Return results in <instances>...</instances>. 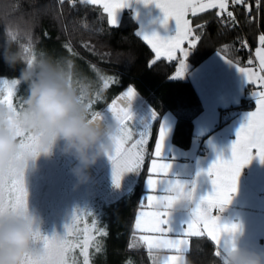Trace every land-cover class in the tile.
<instances>
[{"label":"snow or ice","instance_id":"obj_1","mask_svg":"<svg viewBox=\"0 0 264 264\" xmlns=\"http://www.w3.org/2000/svg\"><path fill=\"white\" fill-rule=\"evenodd\" d=\"M59 2L63 3V0H59ZM101 2L102 0H80V3L85 5ZM128 3L129 0H103L102 6L104 12L107 13V24L110 28L118 26L117 11L127 7ZM144 3H154L162 11L165 25L169 19L175 20L176 33L174 36L161 37L157 33L142 35L143 41L156 54V60L163 56L168 61H173L176 59L177 52L181 54L179 70L170 77L172 79L183 78L187 68L185 61L188 52L198 44L203 30L210 23L208 20L199 21L197 19L194 24V20L189 17L198 18L204 13L216 10L215 17L218 25L231 31L240 27V21L235 12L230 9L234 6H244L247 22L251 23L255 20L251 16L248 0H144ZM239 43L241 49L249 47L247 40H241ZM34 47V45H30L25 51L32 50L34 52ZM67 50L72 53L71 45L67 46ZM222 58L235 66L245 78L247 86L254 89L250 95L255 100V110L246 114L245 122L237 129L236 138L231 144V157L226 159L220 154L208 166L206 174L211 180L212 191L198 199L194 184L189 187L179 180L167 179L171 164L162 158L167 129L164 124L160 125L153 152L156 159L152 160V166L148 169L149 175L145 184L149 193L159 190L164 195H146L145 200L148 202V206L154 210L147 213L141 211L134 225L136 230L156 234L153 237H140L150 252L153 249H169L178 254H184L189 252L190 242L187 237L199 238L205 235L217 247H222L223 251H227L230 246L235 245L234 242L229 244L224 241L223 237L224 234L236 233L239 230V225L221 223L220 215L214 216L212 212L216 210L221 213L231 203L233 194L237 192L243 168L248 166L254 158H258L264 164V34L258 36V47L255 49L254 56L247 61L246 67H241L225 56ZM156 60L151 62L152 65L156 64ZM89 70L94 71L102 81L101 87L93 90L91 117L94 123L103 126L105 125L103 113L93 111V108L96 103L102 100L101 93L109 88L110 82L118 83V81L113 80L112 77L100 75L94 65L90 64ZM85 79L86 77L82 73L78 74V82H83ZM0 86L6 90V95L0 100V104L15 108L13 96H16L20 107L23 106L26 96L20 95V93L27 91V85L24 82L17 77L0 76ZM136 95L135 89L129 87L120 97L114 99L107 109L117 125L115 132L111 135L114 148L107 155L112 164V182L117 188L120 187L125 174L139 175L141 173L145 145L150 134L151 127L146 126L138 132L139 138L133 140V128L130 126L133 117L129 110L130 104L129 107H125L124 104L130 102ZM118 101H123V103L116 107ZM155 118L156 113L153 112V119ZM19 139L22 151L18 160L23 161L27 156H31L33 159L39 156V143L34 137L21 133ZM129 142H131L130 146H126L129 145ZM25 171L26 166L13 164L7 170L0 172V218L18 216L29 211ZM181 201L188 204L190 218L182 231L174 233L169 226L170 211ZM161 207L164 209L163 211L159 210ZM81 212L93 217L91 230L87 226L84 228L77 226L81 221ZM98 220L99 218L89 210H77L73 213L71 223L65 225L66 231L63 235H44L37 228L33 234L31 251L26 254L23 264H70L69 254L76 248L80 249V254L84 258L83 264H89V248L94 246L95 251L99 253L102 249V241L98 237H107L108 235L103 227H97ZM81 233H83L82 240L79 239ZM168 234H173L176 238H167ZM74 236L75 239H73ZM215 255L220 257L221 252L216 251ZM180 258L177 255L166 256L162 264H177ZM71 264H75L74 260L71 261Z\"/></svg>","mask_w":264,"mask_h":264},{"label":"trees","instance_id":"obj_2","mask_svg":"<svg viewBox=\"0 0 264 264\" xmlns=\"http://www.w3.org/2000/svg\"><path fill=\"white\" fill-rule=\"evenodd\" d=\"M15 4L16 10L7 12L0 8V51L5 44V28L18 41L34 45V54L46 53L58 60H70L93 74V80L101 87L102 81L89 65H94L100 75L112 77L118 83L110 82L104 90L102 100L94 107L100 112L112 104L114 99L133 87L144 100L150 114L147 126H150L145 158L141 173L136 177L130 189L110 200L96 199L90 210L99 220L97 227H103L107 237H98L102 249L97 253L94 246L89 248V264H154L151 252L145 245L132 246L130 239L135 232L134 223L138 209L143 204L144 182L149 174L151 150L157 136L161 116L166 111H173L176 123L172 134L173 142L188 146L194 131V119L203 109L200 95L194 83L188 78L172 79L177 67V58L168 61L165 57L156 60L154 52L138 35L137 22L125 11L124 19L117 27L107 24V13L99 5H85L80 0H0ZM254 22H247L244 6H235L234 12L240 21V27L229 31L221 28L215 17V11L204 13L196 20H208L210 23L203 30L198 44L188 54V60L195 65L215 50L224 52L231 58L246 64L258 44V36L264 34V0H248ZM30 34V39H29ZM247 40L249 47L240 48L239 41ZM71 45L72 53L67 50ZM239 49V50H238ZM156 64L152 65V61ZM19 68L13 71L0 58V75L17 77ZM133 100V99H132ZM132 102V101H130ZM254 104L252 99L243 98L237 105L229 108H248ZM153 112L156 118L153 119ZM227 119H222V125ZM99 203V204H97ZM89 210V211H90ZM90 216L81 217L79 228L92 227ZM76 237L74 236L73 239ZM83 239V233L80 234ZM216 251H222L207 236L192 237L186 264H221ZM70 264H83L80 249L69 254Z\"/></svg>","mask_w":264,"mask_h":264},{"label":"crops","instance_id":"obj_3","mask_svg":"<svg viewBox=\"0 0 264 264\" xmlns=\"http://www.w3.org/2000/svg\"><path fill=\"white\" fill-rule=\"evenodd\" d=\"M102 4L103 0L95 5L103 8ZM125 11H127L128 16L137 22L136 31L141 37L143 34L151 35L152 33H157L161 37H171L176 33L175 20L169 19L167 25H165L162 11L154 3L145 4L144 0H129L127 7L117 11L118 24L124 19ZM189 18L193 19L192 17ZM185 47H187L186 44ZM257 47L258 44L254 47V54ZM191 50L192 48L188 54ZM154 55L156 57L155 53ZM175 55L177 67L173 75L179 70L181 62V54L177 52ZM221 55L238 63L241 67L247 66V63H240L219 50L213 51L195 65L190 63L187 55L185 61L187 68L183 77L194 83L200 95L203 109L194 119V131L190 145L181 146L172 142V134L167 136L164 143L162 158L171 164L167 179L179 180L189 187L194 184L197 199L212 191L211 180L206 174L208 166L220 154L226 159L231 157V144L236 138L237 129L245 122L246 114L255 110V100L250 95V92L254 89L247 86L245 78L237 71V68L226 62ZM243 98L252 99L253 106L229 108L232 105L239 104ZM165 114H167V111L161 116L159 122L157 136L151 150L149 168L152 166V160L156 159L153 152L159 135V127L163 124L161 122L164 120ZM222 119L227 120L219 125ZM167 122L171 124L173 130L176 116H168ZM198 173L199 175H197ZM144 188L143 204L138 209L136 218L141 211L147 213L154 210L148 206V202L145 200L146 195H164L159 190L149 193L145 182ZM159 210L163 211L164 209L161 207ZM212 215H220L221 223L239 225V230L236 233L224 234V241L229 244L234 242L242 248L264 252V164L258 158H254L248 166L242 169L237 192L233 194L231 203L221 213L213 210ZM189 218L190 208L177 205L170 211L169 226L174 233H179L186 227ZM155 235L154 233L135 229L130 244L132 246L145 245L140 237H153ZM167 238L176 237L173 234H168ZM191 238L187 237L190 242L189 248ZM219 248L223 251L222 247ZM151 255L154 264H162L163 259L171 255L181 257L177 264H186V253L178 254L169 249H153Z\"/></svg>","mask_w":264,"mask_h":264},{"label":"clouds","instance_id":"obj_4","mask_svg":"<svg viewBox=\"0 0 264 264\" xmlns=\"http://www.w3.org/2000/svg\"><path fill=\"white\" fill-rule=\"evenodd\" d=\"M7 12L16 10L15 4L0 5ZM5 44L0 58L15 71L17 78L27 85V96L19 109L0 104V172L13 164L28 166L27 156L21 154L19 134L34 137L39 152L44 155L59 151L75 161L72 174L79 183H86L89 170L101 157L113 151L111 135L116 123L98 125L92 121L91 100L94 87L86 80L73 79L74 66L68 60L47 55L29 54V45L22 44L5 28ZM177 205L188 208L181 201ZM39 220L29 211L13 217L0 218V264H23L31 251L34 231ZM221 264H264V252L230 246L222 251Z\"/></svg>","mask_w":264,"mask_h":264},{"label":"rangeland","instance_id":"obj_5","mask_svg":"<svg viewBox=\"0 0 264 264\" xmlns=\"http://www.w3.org/2000/svg\"><path fill=\"white\" fill-rule=\"evenodd\" d=\"M29 54L34 53L30 50ZM80 73L86 77L85 80L91 83L94 89H99L98 83L93 80V74L76 64L74 66L73 79L77 82L78 74ZM5 95L6 90H4L3 86H0V100ZM20 95L27 96V91H22ZM131 101L125 103L124 106L129 107L130 104L129 110L133 117L130 121V126L133 128V140H135L139 138L138 132L147 126V116L139 113L142 107L145 106V102L138 94ZM122 103L123 101H118L116 107H119ZM13 106L17 109L20 108V103L16 96H13ZM107 109L108 107L102 111L104 118L107 120L106 125L114 124V117ZM93 111H100V108L94 107ZM173 115H175L173 111H167V114L163 117L164 122H161L167 129V136L173 134L174 129L172 130L171 124L167 122V117H173ZM171 141L173 142L172 137ZM130 143L126 146H130ZM146 148L147 144L145 145ZM74 165L75 161L71 157L63 155L59 149H53L49 155L41 154L28 163L25 171L28 208L29 212L39 220L40 226L38 228L41 234L49 236L53 234L63 235L66 231L65 225L71 223V218L75 211L90 210L91 205L98 198H102L104 201L116 198L124 191L130 189L138 176L131 173L125 174L120 187H115L112 182V164L108 157L105 156L101 157L91 167L88 181L79 183L71 172V168ZM83 216L86 215L81 212V217ZM88 228L91 230L92 227L88 226Z\"/></svg>","mask_w":264,"mask_h":264},{"label":"flooded vegetation","instance_id":"obj_6","mask_svg":"<svg viewBox=\"0 0 264 264\" xmlns=\"http://www.w3.org/2000/svg\"><path fill=\"white\" fill-rule=\"evenodd\" d=\"M149 112L150 111L145 106H143L142 109L139 111L140 115H145V116H148L150 114ZM104 121H105V125H106L107 120L105 118H104Z\"/></svg>","mask_w":264,"mask_h":264},{"label":"built area","instance_id":"obj_7","mask_svg":"<svg viewBox=\"0 0 264 264\" xmlns=\"http://www.w3.org/2000/svg\"><path fill=\"white\" fill-rule=\"evenodd\" d=\"M235 7V6H234ZM234 7L233 8H231V10H233L234 11ZM254 56V51H252V56H251V58Z\"/></svg>","mask_w":264,"mask_h":264}]
</instances>
